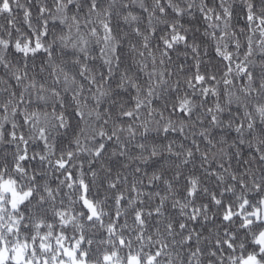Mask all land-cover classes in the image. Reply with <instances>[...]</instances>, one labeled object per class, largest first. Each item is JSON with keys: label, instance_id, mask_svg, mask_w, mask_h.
I'll list each match as a JSON object with an SVG mask.
<instances>
[{"label": "snow or ice", "instance_id": "snow-or-ice-1", "mask_svg": "<svg viewBox=\"0 0 264 264\" xmlns=\"http://www.w3.org/2000/svg\"><path fill=\"white\" fill-rule=\"evenodd\" d=\"M0 264H264V0H0Z\"/></svg>", "mask_w": 264, "mask_h": 264}]
</instances>
